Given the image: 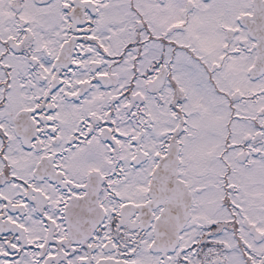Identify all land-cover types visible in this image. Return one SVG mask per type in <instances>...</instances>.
Returning a JSON list of instances; mask_svg holds the SVG:
<instances>
[{"label": "snow or ice", "instance_id": "1", "mask_svg": "<svg viewBox=\"0 0 264 264\" xmlns=\"http://www.w3.org/2000/svg\"><path fill=\"white\" fill-rule=\"evenodd\" d=\"M0 264H264V0H0Z\"/></svg>", "mask_w": 264, "mask_h": 264}]
</instances>
